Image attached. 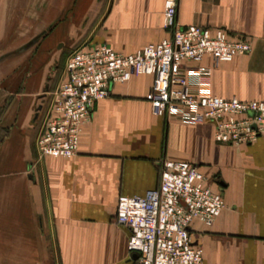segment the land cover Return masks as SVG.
I'll use <instances>...</instances> for the list:
<instances>
[{"label":"crops","instance_id":"0c3cea01","mask_svg":"<svg viewBox=\"0 0 264 264\" xmlns=\"http://www.w3.org/2000/svg\"><path fill=\"white\" fill-rule=\"evenodd\" d=\"M164 3L0 0V264H139L130 229L116 221L118 199L156 188L164 160L199 165L225 198L211 226H190L204 264H264V135L233 146L215 140L211 122L158 115L153 75L117 83L96 103L73 157L38 150L70 53L97 43L133 53L161 41ZM178 19L253 45L231 62H185L184 75L203 74L194 92L264 100V0H179Z\"/></svg>","mask_w":264,"mask_h":264},{"label":"built area","instance_id":"2783aa9c","mask_svg":"<svg viewBox=\"0 0 264 264\" xmlns=\"http://www.w3.org/2000/svg\"><path fill=\"white\" fill-rule=\"evenodd\" d=\"M178 12L179 0H165L168 37L133 53L106 43L70 53L65 78L51 94L38 137L42 156L73 157L96 103L109 98L117 83L142 74L154 76L152 99L158 115L175 113L186 122H211L215 140L233 146L252 144L264 135V100L194 92V85H202L203 74L192 80L182 73L185 62L206 55L217 65L249 54L251 41L221 27L183 25ZM225 205L222 192L214 189L199 165L164 160L156 188L144 195L119 197L116 221L130 229L128 247L138 254L139 264H204V250L195 243L190 226L195 220L211 226Z\"/></svg>","mask_w":264,"mask_h":264},{"label":"rangeland","instance_id":"374dc122","mask_svg":"<svg viewBox=\"0 0 264 264\" xmlns=\"http://www.w3.org/2000/svg\"><path fill=\"white\" fill-rule=\"evenodd\" d=\"M68 53V52H67ZM61 62H63V61H61ZM57 64V61H56V63H55V65ZM60 78H61V75H60V71H58V72H56L55 73V76H54V80H53V84L54 83H58V81L60 80ZM61 81V80H60ZM59 81V82H60ZM51 98L49 99V100H47L46 101V106H47V108H46V110H45V112H44V114H45V117H46V115H47V113H48V110H49V107H50V104H51Z\"/></svg>","mask_w":264,"mask_h":264},{"label":"water","instance_id":"95a60500","mask_svg":"<svg viewBox=\"0 0 264 264\" xmlns=\"http://www.w3.org/2000/svg\"><path fill=\"white\" fill-rule=\"evenodd\" d=\"M135 254H137V253H135ZM138 255V254H137Z\"/></svg>","mask_w":264,"mask_h":264}]
</instances>
